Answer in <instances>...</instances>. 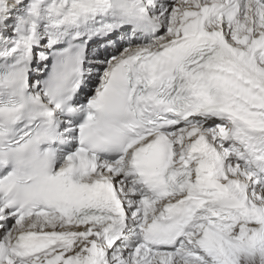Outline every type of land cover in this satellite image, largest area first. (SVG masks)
<instances>
[{"label":"snow or ice","instance_id":"obj_1","mask_svg":"<svg viewBox=\"0 0 264 264\" xmlns=\"http://www.w3.org/2000/svg\"><path fill=\"white\" fill-rule=\"evenodd\" d=\"M0 264H264V0H0Z\"/></svg>","mask_w":264,"mask_h":264}]
</instances>
